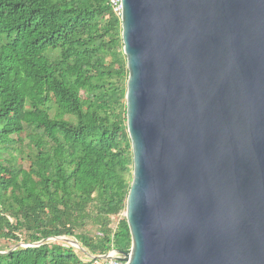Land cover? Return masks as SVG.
<instances>
[{"label":"water","instance_id":"water-1","mask_svg":"<svg viewBox=\"0 0 264 264\" xmlns=\"http://www.w3.org/2000/svg\"><path fill=\"white\" fill-rule=\"evenodd\" d=\"M121 23L126 264H264V0H122Z\"/></svg>","mask_w":264,"mask_h":264},{"label":"trees","instance_id":"trees-1","mask_svg":"<svg viewBox=\"0 0 264 264\" xmlns=\"http://www.w3.org/2000/svg\"><path fill=\"white\" fill-rule=\"evenodd\" d=\"M128 75L110 0H0V264L131 247Z\"/></svg>","mask_w":264,"mask_h":264},{"label":"built area","instance_id":"built-area-1","mask_svg":"<svg viewBox=\"0 0 264 264\" xmlns=\"http://www.w3.org/2000/svg\"><path fill=\"white\" fill-rule=\"evenodd\" d=\"M114 11L118 15H122V0H110ZM123 250V249H122ZM110 257L102 259L101 261H96L95 264H126L125 254L120 249H112L108 252Z\"/></svg>","mask_w":264,"mask_h":264},{"label":"rangeland","instance_id":"rangeland-1","mask_svg":"<svg viewBox=\"0 0 264 264\" xmlns=\"http://www.w3.org/2000/svg\"><path fill=\"white\" fill-rule=\"evenodd\" d=\"M122 214H124L125 215V212H123ZM58 240H63V239H58ZM65 241V240H64ZM69 243V242H68Z\"/></svg>","mask_w":264,"mask_h":264}]
</instances>
